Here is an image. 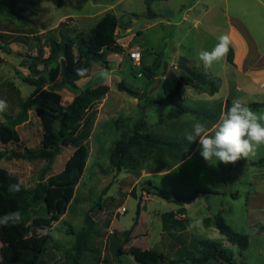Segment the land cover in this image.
<instances>
[{
  "label": "rangeland",
  "instance_id": "374dc122",
  "mask_svg": "<svg viewBox=\"0 0 264 264\" xmlns=\"http://www.w3.org/2000/svg\"><path fill=\"white\" fill-rule=\"evenodd\" d=\"M22 1L25 3L30 20L37 26L40 34L57 27L67 19H70L71 27L87 31L105 14L114 13L120 18L118 42L120 40L119 44L124 47L122 54L109 56L111 69L94 63L91 77L79 82L77 89L66 86L60 90L63 104L67 106L79 91L87 87L99 85L109 87L108 94L90 110L96 112V119L86 139L89 142L87 168L77 187L75 198L69 202L67 214L51 224L49 232L51 240L40 264H69L66 252L75 242V236L70 234V230L79 231L83 226L85 214L94 207L96 209L92 216L97 223V233L91 246L93 250L81 260L80 264H140L130 255L119 256L116 260L117 246L123 245L127 248L131 244L125 242L123 233L133 227L139 202L147 204L148 213L142 216L138 229L141 233L150 230V240L143 242L151 245L158 252L162 249L160 243L155 245L160 241L162 229L161 222L155 217L159 211L169 212L179 206L189 205L192 216L191 235L201 239L212 238L211 231L202 221V215L207 203L217 201L216 196L201 194L190 203L191 205L176 204L157 195L151 196L150 201H146L145 197L149 196L147 191L149 181L160 188L164 195H171L181 200L193 197L200 191H220L224 187L221 171L225 164L215 160L205 161L200 154L199 138L192 143H188L184 138L185 131H192L196 121L204 122L208 130L215 126L223 114L224 104L194 102L195 93L207 92L202 87L194 88L186 85L182 96L184 105L190 112L176 120H171L169 116L175 111V106L172 100L164 95L161 85L170 73L186 75L179 68L181 57L198 60L197 54L200 50L210 51L216 45L217 37L228 27L225 19L221 20L214 10L199 30L190 31V23H184L181 28H177L169 24L174 21L149 18L145 0ZM204 1L213 3L215 0ZM197 2L199 0H173L169 8L161 6L158 9L166 10L169 16H173L172 8L175 9L180 4L189 7ZM175 12L173 19L177 21L180 16ZM215 27L219 29L216 30ZM130 28L132 32L128 30ZM26 32L28 31L24 30L15 18L6 13L0 14V33L14 36L27 34ZM39 48L40 45L35 42L30 45L13 43L11 54L5 53L0 48V99H5L9 105L5 112L0 113V125H8L16 130L21 139L20 144L11 143L5 146L0 143V169L7 170L20 182L22 181L27 189H34L43 179H49L60 173L75 150L70 142L62 145L61 152L51 167L47 161H32L23 156L26 149L38 151L42 147L43 126L35 110L28 113L27 121L20 124L16 122L21 103L34 91V87L26 84L24 79L33 75L29 56L37 54ZM137 50L142 52V65L149 67L158 59L162 61V67L156 79L149 85L142 101L145 132L177 141L188 150L198 146L189 158L170 171L155 173L158 167L171 164L172 159L162 162L150 161L146 169L139 172L123 170L121 173H115L109 170L111 152L116 141L131 134L133 124L141 110L140 102L127 93L120 92L118 84L123 82L127 87L141 94L145 90V85L149 83L145 76L138 77L141 69L135 67L132 59V53ZM186 62L189 68L205 72L202 65L189 60ZM222 63L223 61L217 62L212 66L219 67ZM104 71L110 77L107 82L101 75ZM193 111H200L203 116L197 117ZM257 114L264 115V111L260 110ZM263 158L264 144L256 146L255 153L244 159L258 162ZM246 167L242 165L238 168L244 171ZM49 168L48 173L44 175ZM225 184L231 185L228 181H225ZM236 187L242 192L241 199L234 202L226 200L225 204H232V206L227 205L230 209L229 218L236 220L238 232L250 236V247L246 251L239 250L242 255L237 253V248L235 254L239 264H264V236L253 235L249 229L251 222L257 225L264 224V167L251 168L245 179ZM247 191L254 192L251 200L252 214L248 212L250 207L247 202ZM97 204L100 206L97 207ZM122 207L127 208V213L123 215L120 213ZM49 219L46 206L41 204L31 211L29 224L46 225ZM163 219L165 239H170L172 221L166 216ZM157 264L163 262L159 261Z\"/></svg>",
  "mask_w": 264,
  "mask_h": 264
},
{
  "label": "trees",
  "instance_id": "16d2710c",
  "mask_svg": "<svg viewBox=\"0 0 264 264\" xmlns=\"http://www.w3.org/2000/svg\"><path fill=\"white\" fill-rule=\"evenodd\" d=\"M157 1L168 0H145L149 18L157 16L153 11V4ZM3 13L15 18L21 27L28 31L27 34L14 36L9 33H0V48L5 53H12L13 43L30 45L35 42L40 45L37 54L29 56L30 70L33 75L24 79L26 84L34 87V91L21 103L16 122L20 124L27 121L28 113L35 110L43 126L42 147L38 151L26 149L23 156L32 161H47L51 167L60 154L62 145L70 142L75 147L64 169L49 179H43L34 189H27L21 183V190L18 193H10L8 186L20 181L7 170L0 169V216L15 211H19L22 216L19 224L0 226V264H40L46 254L51 235L49 233L40 237L36 229L47 227L50 232L51 224L67 214L69 202L75 198L77 187L88 164L89 142L86 139L96 119V112H90V110L108 94L109 87L107 85L87 87L79 91L67 106L63 104L60 90L66 86L77 89L79 82L91 77L94 63L111 69L109 56L124 52V47L119 44L117 35L120 18L114 13H107L87 32L71 27L70 19H67L57 27L40 34L37 26L30 20L22 0H0V14ZM231 56L232 52L229 50L230 62H232ZM186 61L182 58L179 65L186 75L170 73L161 85L164 95L172 100L175 106V111L169 116L171 120H176L190 112L184 105L185 101L182 96L184 86L202 87L211 95L218 93L220 89L219 82L212 77L209 69L205 72L197 71L196 68L191 69ZM80 67L88 70L84 77L76 74L75 70ZM161 67L162 61L158 59L153 66L142 65L140 72L149 82H153ZM118 90L137 99L141 110L133 124L131 134L120 138L115 143L109 164L111 172L121 173L123 170L139 172L146 169L150 161L162 162L172 159V163L168 166H161L155 170V173L166 172L192 155L195 148L188 150L177 141L145 132L146 123L142 101L146 91L140 94L123 82L118 84ZM231 105L232 101L228 100L223 113ZM246 106L253 111L264 109V103L255 102ZM20 142L21 139L16 130L8 125H0L1 144L7 146L11 143L20 144ZM251 165L264 166V158L258 162H251ZM49 170L50 168L44 175ZM147 185L148 194L166 198L180 205L194 202L201 194H221L217 191H200L193 197L181 200L171 195L165 197L164 192L151 181L147 182ZM233 196L236 197V195ZM41 204L46 206L50 215L48 223L30 225L31 211ZM99 206L100 204H97V207ZM95 209L96 207L85 214L83 226L79 231L70 230V234L75 236V242L66 252L69 264H80L81 260L93 250L91 246L97 233V223L92 216ZM141 210L142 204L139 202L133 227L123 233L126 243L131 241L130 237L134 227L138 224ZM181 211L185 212L184 208H181ZM209 222L206 220V224ZM214 223L228 241L236 245L240 251L249 249L250 236L235 231L222 214L215 217ZM255 231L264 232V225ZM198 244L200 245L198 256L193 258L191 264H205L209 261L239 264L234 253L218 242L202 240L198 241ZM123 255L132 256L140 264H157L163 258L158 251L153 249L144 250L137 246L125 248L123 245H118L116 260Z\"/></svg>",
  "mask_w": 264,
  "mask_h": 264
},
{
  "label": "crops",
  "instance_id": "0c3cea01",
  "mask_svg": "<svg viewBox=\"0 0 264 264\" xmlns=\"http://www.w3.org/2000/svg\"><path fill=\"white\" fill-rule=\"evenodd\" d=\"M172 2L173 0L155 2L153 4V11L157 16L153 19L162 18L164 20H169V22L174 21L172 23L170 22L169 24L177 28H181L184 23H190V31L193 29L199 30L201 25L204 24V22L210 17L211 13L216 10V12L220 16V19H225L226 23L228 24V27L221 34H230L232 40V44L230 46V50L232 52V62L229 61L228 53L226 60L223 61L221 66L215 68L212 66L209 69L212 77L219 82V92L214 95H211L209 93H195L194 102L211 105L216 103H223L225 106V103L228 100L233 101L236 98H240L246 105L255 102L264 103V0H215L213 3L199 0V2H197L195 5H191L189 7H187V5L185 4H180L175 9L172 8L174 12L176 11L175 14L180 16V19H178L177 21L173 19L175 18L174 12L173 16H169L166 10L158 9V7L161 6H167V8H169V6L173 4ZM198 3H200V5H198ZM192 24L194 26H192ZM215 28L216 30L219 29L218 27ZM128 30L131 32L133 31L132 28ZM83 31L87 32L86 30ZM139 35H141V32H139ZM210 35H212V33ZM182 58L187 59L185 57H181V59ZM187 60L202 65L199 60H194L191 58ZM139 73L140 72H138V77H140ZM151 83L152 82H149L145 85L144 91H147ZM260 110L264 111V109ZM260 110H256L254 112L257 113ZM193 113L197 117L203 116L200 111H193ZM214 130L215 126H213L209 130V133L214 132ZM198 146L195 148L194 152L198 149ZM251 162L254 161H248L244 158H241L234 164H227L222 167L221 179L222 182H224V187L222 190L217 191L221 194L214 195L218 198L216 202H209L204 206V212L202 215V221L204 225L211 231L212 238L201 239L191 235L192 216L188 207L189 205H186L185 207L179 206L178 208L172 209L169 212L159 211L155 214V217L159 222H161L162 225L160 241L155 243V245L160 243L162 248L159 253H161L163 258L159 261L163 262V264H191L193 258L198 256L200 250L198 241L211 240L218 242L224 247L231 250L235 255V259L239 263V259H237V255L235 254V251L238 247L236 245H232L228 241L227 237L224 236L216 228L214 220L217 215L222 214L227 220L228 224L235 231H239V228H237L236 226V220L233 218H229L228 213L230 212V209L227 208V205L230 204V206H232V204L228 203L226 205L225 203L226 200H231L234 202L241 199L242 192L236 187V185L241 183L245 179L247 173L251 168L259 167L251 165ZM242 165L247 166L244 171H241L238 168ZM262 167L264 166H260V168ZM225 181H228L231 185L225 184ZM148 195V197H145L146 201H150L151 196H154L153 194ZM233 195H236V197H234ZM246 195L247 202L250 207L248 209V212L249 214H252L253 210L251 207V200L254 197V192L247 191ZM181 208H184L185 212L181 211ZM147 213V204L143 203L138 224L134 227V230L130 237L131 244L129 247L137 246L144 250H154L151 245L144 243L145 241L150 240V230H144V232L141 233L138 229L142 216ZM169 214H171V216H169ZM165 216L170 218V220L172 221L173 228L171 229V231H169L170 239H165L164 236L165 232L163 231V229L165 223L163 218ZM206 220H209L210 222L206 224ZM261 225L264 224L257 225L251 222L249 226L251 234L260 237L264 236V232L259 233L255 231V229H257ZM188 236L189 238H186ZM239 250L240 249L238 248L237 253L239 255H242L240 254ZM205 264L222 263L218 261H209Z\"/></svg>",
  "mask_w": 264,
  "mask_h": 264
},
{
  "label": "clouds",
  "instance_id": "9594fccd",
  "mask_svg": "<svg viewBox=\"0 0 264 264\" xmlns=\"http://www.w3.org/2000/svg\"><path fill=\"white\" fill-rule=\"evenodd\" d=\"M216 45L210 50H200L197 59L202 63L205 70L210 69L214 63L225 61L232 44L228 33L217 37ZM76 74L84 77L87 69L77 68ZM107 82L110 77L106 71L101 73ZM9 105L5 99H0V113L5 112ZM184 138L192 143L199 138L201 156L205 161H219L225 165L234 164L241 158H248L255 153L256 146L264 144V115H258L245 105L242 99L236 98L231 107L221 115L215 125L213 134H209L206 124L196 121L192 131H185ZM21 182L8 186L10 193H18L21 190ZM22 216L19 211L6 213L0 216V226L16 225L21 222ZM38 236L49 234L47 227L36 229Z\"/></svg>",
  "mask_w": 264,
  "mask_h": 264
},
{
  "label": "built area",
  "instance_id": "2783aa9c",
  "mask_svg": "<svg viewBox=\"0 0 264 264\" xmlns=\"http://www.w3.org/2000/svg\"><path fill=\"white\" fill-rule=\"evenodd\" d=\"M132 59L134 61L135 67L142 69V64H141V62H142V52L140 50H137L136 52L132 53ZM139 76L140 77L143 76L141 72L139 73ZM120 213L122 215L127 213V208L126 207H122L120 209Z\"/></svg>",
  "mask_w": 264,
  "mask_h": 264
},
{
  "label": "water",
  "instance_id": "95a60500",
  "mask_svg": "<svg viewBox=\"0 0 264 264\" xmlns=\"http://www.w3.org/2000/svg\"><path fill=\"white\" fill-rule=\"evenodd\" d=\"M164 196H165V197H167L168 195H167V194H165Z\"/></svg>",
  "mask_w": 264,
  "mask_h": 264
}]
</instances>
